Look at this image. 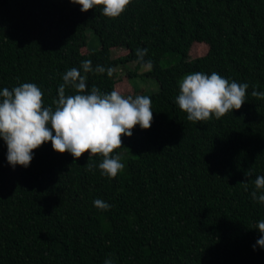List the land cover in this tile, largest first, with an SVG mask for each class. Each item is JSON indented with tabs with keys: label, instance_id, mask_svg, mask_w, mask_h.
<instances>
[{
	"label": "trees",
	"instance_id": "trees-1",
	"mask_svg": "<svg viewBox=\"0 0 264 264\" xmlns=\"http://www.w3.org/2000/svg\"><path fill=\"white\" fill-rule=\"evenodd\" d=\"M80 8L0 0V90L35 83L52 105L63 74L91 60L112 75L87 73L89 89L110 93L115 67L142 65L136 49L147 48L157 90L139 95L151 98L153 120L121 136L112 155L125 167L112 179L86 171L101 156L74 160L50 141L32 150L28 167L13 168L0 138V264H264V248H253L264 204L251 198L264 175V100L251 95L264 91V0H131L117 18L102 5ZM88 30L98 41L92 50ZM192 42L205 53L189 57ZM117 47L126 52L112 57ZM166 54L176 58L162 67ZM196 72L247 83V100L220 119L189 121L175 97L180 76Z\"/></svg>",
	"mask_w": 264,
	"mask_h": 264
},
{
	"label": "clouds",
	"instance_id": "clouds-1",
	"mask_svg": "<svg viewBox=\"0 0 264 264\" xmlns=\"http://www.w3.org/2000/svg\"><path fill=\"white\" fill-rule=\"evenodd\" d=\"M81 6L85 12L94 6L102 5V13L109 18H117L124 12L131 0H70ZM147 48H137L136 56L148 70L152 68L150 60L145 61ZM82 72L84 74H82ZM112 75L111 68L102 65L92 66L91 60H83L80 68L72 67L62 76L63 83L57 89V98L52 105L45 106L43 92L35 83H22L11 89L0 90V138L7 146V162L28 167L33 159V149L50 141L54 151L68 152L74 160L85 152L88 156L102 157L98 165L88 162L86 171L99 168L102 176L112 179L122 171L125 164L120 155H112L122 146L121 136H131L132 129L139 125L148 129L153 120L152 100L149 96H123L118 91L102 92L87 84V73ZM247 83L229 81L217 72L210 75L196 72L187 74L179 83V94L175 103L187 114V119L194 123L206 122L213 118L220 119L233 109H240L247 100ZM66 88L74 89L75 94L66 95ZM253 97L264 100V91L255 87ZM53 105L55 107L53 108ZM251 169L245 176L252 175ZM255 190L251 192L253 201L264 204V175H257L254 180ZM245 190L248 184H244ZM260 193V194H258ZM93 206L101 211H108L111 205L101 199H94ZM254 228L260 236L253 245L264 248V219L259 220ZM104 264H113L107 258Z\"/></svg>",
	"mask_w": 264,
	"mask_h": 264
},
{
	"label": "rangeland",
	"instance_id": "rangeland-1",
	"mask_svg": "<svg viewBox=\"0 0 264 264\" xmlns=\"http://www.w3.org/2000/svg\"><path fill=\"white\" fill-rule=\"evenodd\" d=\"M98 46L97 37L94 36L89 30L87 31V42H86V50H92ZM207 49L206 44L203 42H192L188 49L189 57L200 56L205 53ZM126 52L125 49L121 47L111 48L110 55L118 56L122 55ZM175 54L170 55L166 54L160 59V65L165 67L172 63L175 60ZM115 76L116 83L115 88L116 91L120 92L123 96H132L133 98L139 94H148L157 90V82L156 80L146 74L148 69L142 64L139 66H134V62H127L124 65H118L115 67ZM128 70L133 71L132 75L127 74ZM128 78H127V76ZM190 73L183 74L178 79V83L182 81V79ZM124 78V79H122Z\"/></svg>",
	"mask_w": 264,
	"mask_h": 264
}]
</instances>
